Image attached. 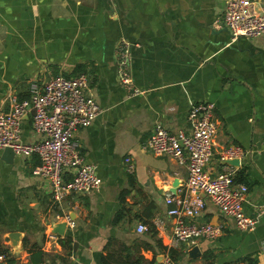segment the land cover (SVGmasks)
I'll return each mask as SVG.
<instances>
[{
	"label": "crops",
	"instance_id": "obj_1",
	"mask_svg": "<svg viewBox=\"0 0 264 264\" xmlns=\"http://www.w3.org/2000/svg\"><path fill=\"white\" fill-rule=\"evenodd\" d=\"M224 11V0H0V110L14 94L29 97L32 80L80 73L103 108L75 131L85 159L97 165L98 189L55 200L50 182L33 173L38 155L6 162L0 149V246L7 250L0 264H161L171 249L179 251L176 264H264V214L254 230H242L207 197L192 220L224 231L201 239V254L189 256L194 245L173 239L166 203L169 193L182 194L187 169L148 148L157 124L185 129L192 103L214 102L219 127L207 169L234 171L248 185V215L264 206V35L233 40ZM122 41L137 95L118 78ZM22 134L40 139L31 113ZM232 145L244 151L239 165L220 160ZM140 223L148 230L138 232Z\"/></svg>",
	"mask_w": 264,
	"mask_h": 264
},
{
	"label": "built area",
	"instance_id": "obj_2",
	"mask_svg": "<svg viewBox=\"0 0 264 264\" xmlns=\"http://www.w3.org/2000/svg\"><path fill=\"white\" fill-rule=\"evenodd\" d=\"M224 22L231 37L257 38L264 35V0H224ZM119 54L117 72L120 83L132 95L140 93L134 85L129 69L131 52L125 41L117 47ZM89 75L80 73L74 77L56 76L44 83L30 81V94L10 98V108L0 110V149L9 146L15 155L30 157L38 155L40 163L33 173L47 179L53 189L54 199L60 200L71 191L90 192L101 186L97 165L88 162L75 138L78 127L90 125L103 108L88 92ZM215 103L200 101L192 103L188 112V127L173 132L159 123L148 140V148L155 155H167L185 166L188 177L182 194L169 193L166 203L170 205L168 215L173 218L172 235L177 242L193 246L201 239H217L224 231L220 223L196 222L206 208L207 197L227 216L232 217L242 230H254L264 214V206L248 215L244 203L248 199L249 187L236 181L234 171L213 175L207 165L214 155L215 138L219 122L215 115ZM31 113L34 130L40 139H23L22 125ZM241 147L232 145L220 152V160L240 158ZM72 177L65 179V173ZM204 195V196H203ZM73 227L75 221L65 215ZM138 232L148 230L140 223ZM5 255L1 254L0 258ZM161 264H176L170 255H165Z\"/></svg>",
	"mask_w": 264,
	"mask_h": 264
},
{
	"label": "water",
	"instance_id": "obj_3",
	"mask_svg": "<svg viewBox=\"0 0 264 264\" xmlns=\"http://www.w3.org/2000/svg\"><path fill=\"white\" fill-rule=\"evenodd\" d=\"M14 157H15V153L13 151V149L9 146L5 147L3 149V153H2V158L6 161V162H13L14 160ZM243 163L244 160L240 159V158H233V159H229L227 161H225V163H228V164H232V165H239L240 163ZM178 183V180L175 181L174 183V186H176ZM177 191V188L176 190L173 189V192ZM64 225H65V222L64 223H60L55 231L59 232V233H62L63 232V229H64ZM17 233H11L10 234V237H13L15 236ZM201 254V250H200V247L198 244H195L192 248H190L189 250V256L191 257H198L199 255Z\"/></svg>",
	"mask_w": 264,
	"mask_h": 264
},
{
	"label": "trees",
	"instance_id": "obj_4",
	"mask_svg": "<svg viewBox=\"0 0 264 264\" xmlns=\"http://www.w3.org/2000/svg\"><path fill=\"white\" fill-rule=\"evenodd\" d=\"M38 164H39V163H38ZM236 181H238V180L236 179ZM125 194H126V191H122V195H125ZM121 215H123V212H119V213L117 214V218H116V219L118 220V218H120ZM25 242H26V240H25ZM170 251H171V256L173 257V259H174V260H177V258H178V254H179L178 249H171ZM1 254L6 255V254H7V250H6L5 248H3V247L0 246V255H1ZM206 255H207V254H206ZM247 261H248V264H258V263L256 262V260H255V259H252V258H248Z\"/></svg>",
	"mask_w": 264,
	"mask_h": 264
}]
</instances>
